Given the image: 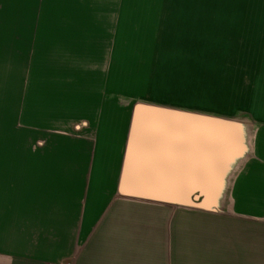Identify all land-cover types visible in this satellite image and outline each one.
Returning a JSON list of instances; mask_svg holds the SVG:
<instances>
[{
  "label": "rangeland",
  "instance_id": "rangeland-1",
  "mask_svg": "<svg viewBox=\"0 0 264 264\" xmlns=\"http://www.w3.org/2000/svg\"><path fill=\"white\" fill-rule=\"evenodd\" d=\"M136 104L243 130L244 150L225 164L217 207L208 210L219 212L218 222L196 206L117 194ZM260 112L264 0H0L5 260L19 250L21 260L39 264H264L258 226L264 218L251 222L242 206L222 214L232 204L235 173L252 156ZM198 139L194 147L182 140L174 148L175 157L194 160L195 172L201 171ZM194 197L198 204L209 195ZM120 199L186 209L132 207ZM50 204L76 209L83 226L74 236L27 226L26 241L17 243L15 226L10 240H1L3 220L18 222L15 209L53 218Z\"/></svg>",
  "mask_w": 264,
  "mask_h": 264
},
{
  "label": "water",
  "instance_id": "water-1",
  "mask_svg": "<svg viewBox=\"0 0 264 264\" xmlns=\"http://www.w3.org/2000/svg\"><path fill=\"white\" fill-rule=\"evenodd\" d=\"M243 130L236 123L147 104L132 110L129 134L117 185L120 197L196 206L203 210L217 207L216 195L230 160L238 156L243 144ZM196 137L201 152V171L195 172L194 160L174 156L182 140L194 147ZM228 167V166H227ZM211 176L206 180V175ZM195 194L209 195L195 204Z\"/></svg>",
  "mask_w": 264,
  "mask_h": 264
},
{
  "label": "crops",
  "instance_id": "crops-1",
  "mask_svg": "<svg viewBox=\"0 0 264 264\" xmlns=\"http://www.w3.org/2000/svg\"><path fill=\"white\" fill-rule=\"evenodd\" d=\"M259 130L257 137L255 139V143L253 146L252 156L243 162L238 171L235 173L230 189H229V200L232 201V204L229 203L227 206L228 210L226 213H222L223 215L230 214L229 208L238 209L239 206L244 208V216L249 220L254 221L257 218H264V113H259ZM55 192H53L54 194ZM80 196L81 193L78 192ZM231 196V198H230ZM88 199V198H87ZM119 201L124 202L130 206H141L142 208H151L155 209H164L165 207H173L179 210H185L186 208L174 207L169 205H160V204H150V203H138L130 200L120 199ZM51 210L55 211V217L53 218H43L36 217L32 218L34 215V211L28 214L27 207H19L14 211L18 213V222L14 218H9L3 220V227L7 226L6 229L3 230L1 234V240L7 241L10 240L13 231H10V227L18 226L17 231L14 232L13 239L17 240V243L22 241H26V230L27 226H41V227H52L55 230L57 235L63 236L64 234L69 235L70 231L74 236L75 227L81 224L80 219L76 222V209H74L70 205H66L65 208H58L55 204L51 206ZM48 208V207H47ZM46 210H41V212H45ZM196 212L200 213L202 216L207 217L211 220V222H218V219L214 220L213 216L218 215L217 212H209V211H201L196 210ZM60 214V215H59ZM206 215V216H205ZM35 216V215H34ZM11 219V220H10ZM11 221L12 223H10ZM83 226V224H81ZM258 226L263 232L264 237V220H260ZM59 241L61 242H71V240L62 238L58 236ZM57 239V241H58ZM74 240V238H73ZM12 241L13 243H15ZM8 253L1 250L0 251V264H39V263H28L26 260H21L25 258L23 253L18 250V252L10 255L13 258V261L8 262L5 260L7 258ZM81 255V254H80Z\"/></svg>",
  "mask_w": 264,
  "mask_h": 264
}]
</instances>
